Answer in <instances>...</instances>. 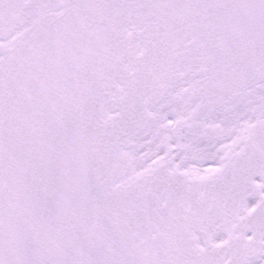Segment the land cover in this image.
Listing matches in <instances>:
<instances>
[{
	"label": "snow or ice",
	"instance_id": "obj_1",
	"mask_svg": "<svg viewBox=\"0 0 264 264\" xmlns=\"http://www.w3.org/2000/svg\"><path fill=\"white\" fill-rule=\"evenodd\" d=\"M0 264H264V0H0Z\"/></svg>",
	"mask_w": 264,
	"mask_h": 264
}]
</instances>
